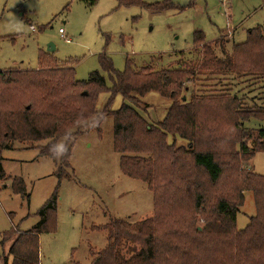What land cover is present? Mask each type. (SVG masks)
I'll return each instance as SVG.
<instances>
[{
  "label": "trees",
  "instance_id": "obj_1",
  "mask_svg": "<svg viewBox=\"0 0 264 264\" xmlns=\"http://www.w3.org/2000/svg\"><path fill=\"white\" fill-rule=\"evenodd\" d=\"M82 1L93 7L99 0ZM116 2L119 7L139 6L149 11L175 7L167 1ZM225 38L206 42L203 33L194 34L193 52L201 58L196 68L175 60L161 70H137L134 61L126 58V70L120 72L110 57L101 55L100 66L107 78L96 71L87 80H78L73 67L42 52L38 69L0 72V180L6 178L4 151L14 142L51 140L41 156L57 163L60 185L64 169L70 167L74 138L110 115L121 169L148 184L154 196V216L135 223L116 219L100 227L107 231L108 244L101 251H91V264H264V176L250 165L255 154L264 152V129L245 128L252 119L264 118L241 111L238 94L218 100L192 91L189 101L179 100L199 76L229 74L264 80L263 29L250 30L246 42L234 45L232 55ZM103 93L109 98L99 112L97 102ZM150 93L172 102L156 124L147 121L144 112L148 107L142 105ZM117 96L124 103L111 110ZM169 136L187 141L188 146L170 144ZM66 137L68 150L60 160L56 144ZM59 185L40 210L42 220L33 230L4 234V241L14 239L5 257L7 264L9 260L10 264H40V236L55 230ZM11 188L29 197L23 179H14ZM247 192L253 193L256 215L238 230ZM126 240L140 248L129 258L120 255Z\"/></svg>",
  "mask_w": 264,
  "mask_h": 264
},
{
  "label": "rangeland",
  "instance_id": "obj_2",
  "mask_svg": "<svg viewBox=\"0 0 264 264\" xmlns=\"http://www.w3.org/2000/svg\"><path fill=\"white\" fill-rule=\"evenodd\" d=\"M164 1L175 7L149 11L139 6L119 7L116 0H99L93 7L82 0H0V72L38 69L39 55L50 53V44L54 45L51 49L55 47L50 54L73 67L78 80H87L96 71L107 78L100 66L101 55L110 57L120 72L126 70V58L134 61L137 70H161L175 60L196 68L201 58L193 52L195 33L203 32L209 42L226 37L224 45L232 55L234 45L246 42L250 30L261 27L264 31V0H229V13L224 12L220 0H144L146 4ZM60 29L70 42L59 33ZM231 29L233 36H226ZM180 52L192 56L178 57ZM263 81L255 76H199L179 100H189L192 91L218 100L238 94L241 111L264 118V91L259 87ZM108 98V93L99 96V112ZM123 103V98L117 96L111 110ZM142 103L148 107L144 114L151 124L163 120L172 104L157 93L148 94ZM114 128V118L108 115L74 138L70 167L64 169L60 185L57 163L41 156L51 140L32 144L16 141L5 151L6 178L0 180V264H7L5 257L14 241H4V234L33 230L42 220L40 210L58 185L55 230L40 236V264H91V251H101L108 244L107 231L100 227L116 219L135 223L154 216V196L148 184L121 169V155L114 149ZM245 128L264 129V121L252 119ZM68 139L57 141L60 160L68 150ZM167 141L178 147L188 146L187 141L172 136ZM250 165L264 176V152L255 154ZM18 178L24 180L29 197L13 192L12 182ZM255 215L253 193L247 192L237 229L243 230ZM139 249L126 240L120 255L129 258Z\"/></svg>",
  "mask_w": 264,
  "mask_h": 264
},
{
  "label": "built area",
  "instance_id": "obj_3",
  "mask_svg": "<svg viewBox=\"0 0 264 264\" xmlns=\"http://www.w3.org/2000/svg\"><path fill=\"white\" fill-rule=\"evenodd\" d=\"M221 1V3H222V6H223V9H224V12H227V13H229V10H230V7H229V0H220ZM34 31H35V29H34ZM59 33L60 34H62V36L64 37V34H65V31L63 30V29H60L59 30ZM233 33H234V30H230L228 33H227V35L226 36H233ZM229 37V38H230ZM65 38V37H64ZM65 40H66V38H65ZM67 42H70V40H66Z\"/></svg>",
  "mask_w": 264,
  "mask_h": 264
},
{
  "label": "crops",
  "instance_id": "obj_4",
  "mask_svg": "<svg viewBox=\"0 0 264 264\" xmlns=\"http://www.w3.org/2000/svg\"><path fill=\"white\" fill-rule=\"evenodd\" d=\"M201 33H203V32H201ZM62 35V34H61ZM203 35H204V37H205V40H206V42H209V41H207V39H206V36H205V34L203 33ZM219 38H221V36L219 37ZM218 38V39H219ZM218 39H216V40H218ZM216 40H212L211 42H214V41H216ZM194 45H195V43H194ZM202 45V44H201ZM200 45V46H201ZM199 46V47H200ZM195 47H196V45H195ZM194 47V48H195ZM262 80V79H261ZM255 82H257V81H255ZM260 85V84H259ZM260 87V89H262L263 91H264V81H263V83H262V85L261 86H259ZM184 102L186 101V97H184V100H183ZM187 101H189V100H187ZM4 153H5V151H4ZM4 155V154H3ZM3 158H4V156H3ZM4 161H5V158L3 159V162H2V168H3V171H4Z\"/></svg>",
  "mask_w": 264,
  "mask_h": 264
},
{
  "label": "water",
  "instance_id": "obj_5",
  "mask_svg": "<svg viewBox=\"0 0 264 264\" xmlns=\"http://www.w3.org/2000/svg\"><path fill=\"white\" fill-rule=\"evenodd\" d=\"M51 46H54V45H53V44H50V45H49V47H48V52H50V53H52V52L54 51V48H55V47H53V49H51Z\"/></svg>",
  "mask_w": 264,
  "mask_h": 264
}]
</instances>
